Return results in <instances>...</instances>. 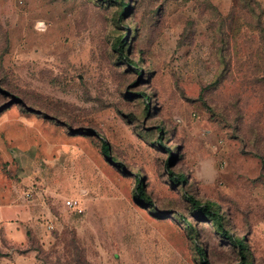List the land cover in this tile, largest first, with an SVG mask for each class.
<instances>
[{"label": "rangeland", "instance_id": "374dc122", "mask_svg": "<svg viewBox=\"0 0 264 264\" xmlns=\"http://www.w3.org/2000/svg\"><path fill=\"white\" fill-rule=\"evenodd\" d=\"M0 212V264H264V0H0Z\"/></svg>", "mask_w": 264, "mask_h": 264}, {"label": "trees", "instance_id": "16d2710c", "mask_svg": "<svg viewBox=\"0 0 264 264\" xmlns=\"http://www.w3.org/2000/svg\"><path fill=\"white\" fill-rule=\"evenodd\" d=\"M123 2V9L124 10H126V9H128V7H129V2L128 1H122ZM126 41V40H125ZM124 41V42H125ZM123 46V43H120V47H122ZM120 51H121V54H123L122 52V49H120ZM125 56V55H124ZM131 65H134V62H131V61H128ZM148 97V95H144V98L146 99ZM164 148L166 147L165 145H163V144H161ZM167 148V147H166ZM102 152L105 154V156H107L108 158H109V161H111V159H110V156H109V146H108V144H107V142H105V141H103L102 142ZM173 155L171 154V153H169V160H172L173 159ZM179 179H180V182L181 183H184V182H186V179H185V177H184V175H179V177H178ZM139 188H138V191L137 192H141V187L140 186H138ZM188 196V199H189V201H190V203L196 208V209H198V210H200L202 213H204V214H206V215H208V216H210L211 218H213V219H215V220H219V215L217 214V212L214 210V209H212V205H213V203L212 202H210V201H206L205 203H202V202H200L199 200H197V199H195L193 196H191V195H187ZM143 197V194H141V197L140 198H142ZM144 200V203H149V204H151L149 201V199L148 198H146L145 197V199H143ZM217 223H218V225L219 226H221V223H220V221L218 222L217 221ZM221 231H223V232H225V230L222 228L221 229ZM235 240V242H236V244L239 246V248H242V246H243V242H242V240H240V239H234ZM197 249H198V251H199V254L201 255V258H202V260H203V263L204 264H208L207 263V261H206V258H205V254L203 253V251H202V249L201 248H199V247H197ZM239 264H248V262H246L245 261V256L244 255H242L241 256V261H240V263Z\"/></svg>", "mask_w": 264, "mask_h": 264}, {"label": "built area", "instance_id": "2783aa9c", "mask_svg": "<svg viewBox=\"0 0 264 264\" xmlns=\"http://www.w3.org/2000/svg\"><path fill=\"white\" fill-rule=\"evenodd\" d=\"M65 204L68 208H71L73 211L77 212V213H82L83 212V208L81 207V204L79 202V200L75 199V198H68L65 200ZM47 226L49 229L53 228V224L51 222L47 223Z\"/></svg>", "mask_w": 264, "mask_h": 264}, {"label": "crops", "instance_id": "0c3cea01", "mask_svg": "<svg viewBox=\"0 0 264 264\" xmlns=\"http://www.w3.org/2000/svg\"><path fill=\"white\" fill-rule=\"evenodd\" d=\"M4 212H0V217H3Z\"/></svg>", "mask_w": 264, "mask_h": 264}]
</instances>
